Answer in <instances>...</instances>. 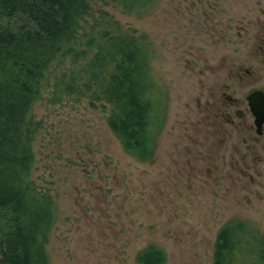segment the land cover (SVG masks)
Listing matches in <instances>:
<instances>
[{
	"label": "rangeland",
	"instance_id": "1",
	"mask_svg": "<svg viewBox=\"0 0 264 264\" xmlns=\"http://www.w3.org/2000/svg\"><path fill=\"white\" fill-rule=\"evenodd\" d=\"M260 2L157 0L141 16L94 4L153 43L160 127L153 158L140 161L103 110L76 98L54 104L42 91L32 179L55 199L49 264H139L149 246L166 264H213L224 225L241 220L264 234V136L255 150L240 125L253 123L248 97L264 89V73H248L259 67L248 41Z\"/></svg>",
	"mask_w": 264,
	"mask_h": 264
},
{
	"label": "trees",
	"instance_id": "2",
	"mask_svg": "<svg viewBox=\"0 0 264 264\" xmlns=\"http://www.w3.org/2000/svg\"><path fill=\"white\" fill-rule=\"evenodd\" d=\"M157 0H0V264H49L47 246L57 222L50 192L32 179L34 144L43 122L34 115L42 91L51 103L86 100L103 110L124 151L154 156L156 50L148 35L124 29L94 4L140 14ZM139 264H166L149 246ZM213 264H264V234L247 222L224 225Z\"/></svg>",
	"mask_w": 264,
	"mask_h": 264
},
{
	"label": "flooded vegetation",
	"instance_id": "3",
	"mask_svg": "<svg viewBox=\"0 0 264 264\" xmlns=\"http://www.w3.org/2000/svg\"><path fill=\"white\" fill-rule=\"evenodd\" d=\"M260 7H261L260 8V10H261L260 15L258 16L257 19H255V22L253 23L254 30H255V33L251 36L253 38V41H252V39H250L248 41V47L250 49V59L254 60L259 66V67L255 68L254 64L249 63L250 69H249L248 73L250 75H253V73L256 74L257 71H260V74H258L257 76L264 73V0H261ZM260 81H263L262 77H260ZM256 91H261L264 93V89H260V90H256ZM228 99L230 101H232L231 98H228ZM248 105H249V103H248ZM231 108H233V107L227 106L225 111L229 110ZM249 111L251 114L250 117L253 118V123L250 124L248 122V118L245 116L244 121H241L240 125L243 127V130L247 129L248 134L252 138L251 141L255 142L254 148H255V150H257L259 148V144H258L259 139L264 136V125L260 128L257 127L256 119L251 112L250 106H249ZM236 113H238V112H236ZM228 117L231 118L230 115H228ZM248 124H249V127L247 126ZM255 134L257 135V137L255 136Z\"/></svg>",
	"mask_w": 264,
	"mask_h": 264
},
{
	"label": "water",
	"instance_id": "4",
	"mask_svg": "<svg viewBox=\"0 0 264 264\" xmlns=\"http://www.w3.org/2000/svg\"><path fill=\"white\" fill-rule=\"evenodd\" d=\"M248 103L253 116L256 119L257 127L264 125V93L256 91L248 97Z\"/></svg>",
	"mask_w": 264,
	"mask_h": 264
}]
</instances>
